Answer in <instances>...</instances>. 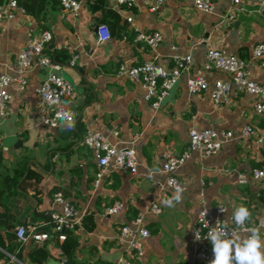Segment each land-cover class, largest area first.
<instances>
[{
	"label": "crops",
	"instance_id": "0c3cea01",
	"mask_svg": "<svg viewBox=\"0 0 264 264\" xmlns=\"http://www.w3.org/2000/svg\"><path fill=\"white\" fill-rule=\"evenodd\" d=\"M6 1L0 0V9ZM212 1L213 10L204 12L192 0H163L156 10L149 8L155 0L149 4L134 0L130 6L117 0H83L73 16L58 0H26V8L18 3L23 10L16 8L13 17L0 18V74H17L18 52L45 28L53 39L44 52L54 60V52L58 53L61 59L59 68L33 63L26 71V87L21 91L9 87L7 113L0 115V264H46L50 258L61 261L62 257H69L65 264H112L129 256L117 240L119 226L139 213L149 235L134 264H197L192 236L202 200L211 210L225 204L226 219L235 208L248 207L252 217L246 224L264 237V177L251 176L254 168L264 167V112L253 108L257 96L233 86L225 99L216 102L207 91L187 89V78L199 73L210 83L228 78L213 67L205 69L209 47L250 60L249 77L264 85V55L251 60L254 45L264 41V0ZM229 9L232 18L223 20ZM100 23L109 27L110 37L98 42ZM153 30L162 35L154 49L134 41L139 31ZM73 53L78 56L71 65ZM187 53L190 67L157 108L139 83L119 73L120 65L147 59L171 67L174 55ZM51 72L74 87L73 94L62 99L74 111L71 129L62 121L48 126L39 119L41 100L35 88ZM246 125L255 131L251 136L241 134ZM192 127L227 129L233 137L214 154L190 152L174 173L183 184L182 201L168 207L163 200L172 197L174 189L159 186L167 175L162 169L163 153L180 154ZM113 130H118L117 135ZM87 131H99L113 141L133 140L137 171L109 168L96 183L93 151L82 140ZM25 157L26 171L15 185L18 160ZM27 167L31 176L20 183ZM35 177L40 179L34 187ZM59 190L85 213L68 231L70 236L64 241L54 236L40 243L19 241V224L27 229L47 228L43 223L49 210H61L53 200ZM115 201L123 204L122 209L105 213V207ZM152 203L160 207L159 212L149 209ZM42 245L47 257L32 260L30 252ZM207 245L212 251L210 240Z\"/></svg>",
	"mask_w": 264,
	"mask_h": 264
},
{
	"label": "built area",
	"instance_id": "2783aa9c",
	"mask_svg": "<svg viewBox=\"0 0 264 264\" xmlns=\"http://www.w3.org/2000/svg\"><path fill=\"white\" fill-rule=\"evenodd\" d=\"M60 5L73 16L77 15L83 0H58ZM134 0H117L118 3H124L130 6ZM149 4V0H144ZM195 8L199 11L210 12L213 10L212 0H192ZM234 3L239 0H233ZM163 0H155L150 2L149 8L156 10ZM20 8L18 0H7L5 5L0 9V18H11L14 16V10ZM233 16L232 9L225 14L223 20L231 19ZM132 20L131 16L126 18ZM96 35L98 42L106 40L110 37L109 27L105 23L96 26ZM159 30L139 31L134 36V41H143L145 45L154 49L161 40ZM53 34L50 29H42L37 37L26 42L23 48L18 52L16 59L17 74L13 76L9 72L0 74V115L7 113V103L10 99L9 87H15L17 90H23L26 87V71L33 63L52 66L59 68V63L52 56L46 54L44 49L52 42ZM264 55V41H260L254 45L251 53V60ZM77 54L73 53L69 59V63L73 65L77 59ZM191 54L174 55L173 65L165 67L162 64L147 59L137 62L129 66L120 65L119 73L139 83L145 91V97L150 100L151 105L157 108L169 89L179 79L182 72L190 67ZM250 60L241 58L237 55L225 52L222 49L209 47L207 48L203 64L206 70L213 67L219 72L228 74V78L223 80L215 78L212 83L203 74H196L187 78V89L190 93L199 91H207L210 97L218 102L225 99L231 92L232 87L253 93L257 99L253 103V108L257 113L264 112V85L249 77L247 66ZM41 105L39 119L48 126H55L62 120L58 118V113L68 112L74 120V111L62 104L63 97L71 96L74 91L73 85L57 72H51L46 78L41 80L36 86ZM64 122V121H62ZM254 129L250 125L242 128L243 136H251ZM118 130H113L112 134L117 135ZM233 137V132L227 129H218L214 127L197 128L192 127L188 132V141L180 154H171L164 152L163 171L166 172L165 180L159 186L161 188L170 186L174 190L177 187L183 188V184L174 174L176 169L189 157L191 151H197L200 155L206 156L218 152L222 145ZM82 140L84 144L93 151L94 159L97 166L96 180L97 183L102 174L109 168H118L130 173H135L138 166V158L133 147V140L124 141L117 139L111 140L108 136L99 131H87ZM254 179L264 177V167L254 168L251 172ZM241 181L244 176L240 175ZM53 200L61 204V210L51 208L48 212V219L44 225L33 226L27 229L24 225L16 226V236L19 241L31 239L35 243H40L54 236L62 241L66 238L69 230H72L80 221L84 210L78 211L72 203L63 197L62 191H56ZM123 204L119 201L107 205L105 213L116 214L122 209ZM220 207L226 208L225 204H218L214 209H210L203 204L199 209L195 226L193 230V243L196 245L195 256L199 262L197 264H209L214 258L213 251L207 245L209 239L196 240L195 234L198 232L201 238H204L209 229L214 227L218 220L221 225L226 220ZM149 209L159 212L160 207L152 203ZM259 223L262 220L259 219ZM207 225V226H206ZM234 227V225H232ZM246 227L251 229L246 224ZM149 235L148 228L143 224L142 213L137 214L131 221L122 223L119 226L117 240L127 249L128 257L122 256L117 258L112 264H134V259L143 254V239ZM66 258L62 257L61 264H65Z\"/></svg>",
	"mask_w": 264,
	"mask_h": 264
},
{
	"label": "clouds",
	"instance_id": "9594fccd",
	"mask_svg": "<svg viewBox=\"0 0 264 264\" xmlns=\"http://www.w3.org/2000/svg\"><path fill=\"white\" fill-rule=\"evenodd\" d=\"M57 116L69 129L74 126L68 112L58 113ZM183 191V188L177 187L172 197L165 198L163 203L168 207L180 203ZM220 209L228 210L224 207ZM251 217L249 208L241 205L233 210L229 219L223 220L222 225L218 220L214 227L211 226L204 238L196 231V240L209 239L211 242L214 258L210 264H264V237H261L259 229L246 227Z\"/></svg>",
	"mask_w": 264,
	"mask_h": 264
},
{
	"label": "trees",
	"instance_id": "16d2710c",
	"mask_svg": "<svg viewBox=\"0 0 264 264\" xmlns=\"http://www.w3.org/2000/svg\"><path fill=\"white\" fill-rule=\"evenodd\" d=\"M18 3L23 5L26 8V5H27L26 0H18ZM33 8H35V6H33ZM54 55H55V60L57 62L61 61V59L58 57V53L54 52ZM16 171H18L17 177L15 179H13L15 185L20 180L19 178L22 177L24 172L26 171V157L20 158V160H18V165H17ZM29 176H31V170L27 167V174L24 176V178H22V181L20 183H24L26 181V177H29ZM39 179H40V177H35V181L33 183L34 187H35L36 183L39 181ZM68 234H69V232L67 233V236L65 239H67V237L70 236ZM62 247L65 248L64 244H62ZM30 253H32L30 256V258L32 260L42 261V260H44V258L47 257V250L45 249V245L34 248ZM66 259L69 260V257H67Z\"/></svg>",
	"mask_w": 264,
	"mask_h": 264
},
{
	"label": "water",
	"instance_id": "95a60500",
	"mask_svg": "<svg viewBox=\"0 0 264 264\" xmlns=\"http://www.w3.org/2000/svg\"><path fill=\"white\" fill-rule=\"evenodd\" d=\"M5 142V140H4ZM46 264H60V261L55 258H50Z\"/></svg>",
	"mask_w": 264,
	"mask_h": 264
}]
</instances>
